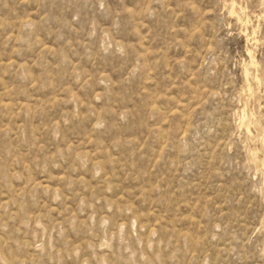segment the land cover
Returning a JSON list of instances; mask_svg holds the SVG:
<instances>
[{
	"label": "rangeland",
	"instance_id": "374dc122",
	"mask_svg": "<svg viewBox=\"0 0 264 264\" xmlns=\"http://www.w3.org/2000/svg\"><path fill=\"white\" fill-rule=\"evenodd\" d=\"M0 264H264V0H0Z\"/></svg>",
	"mask_w": 264,
	"mask_h": 264
}]
</instances>
